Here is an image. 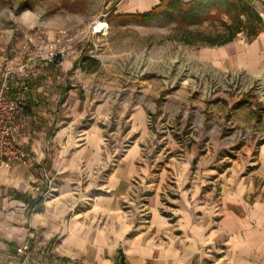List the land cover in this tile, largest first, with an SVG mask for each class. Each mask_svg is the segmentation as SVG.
<instances>
[{
	"label": "crops",
	"instance_id": "0c3cea01",
	"mask_svg": "<svg viewBox=\"0 0 264 264\" xmlns=\"http://www.w3.org/2000/svg\"><path fill=\"white\" fill-rule=\"evenodd\" d=\"M67 49L26 65L27 89L19 68L9 80V95H23L21 143L34 157L0 164V264H264V139L218 160L195 147L180 152L167 131L157 144L148 118L166 116L169 103L145 95L165 90L167 80L132 78L125 99L109 102L91 94V83L73 80V72L84 74ZM165 56L161 76L172 69ZM181 57L190 62L172 79L180 95L197 77L210 85L211 72L258 77L264 32ZM138 83L141 99L133 92Z\"/></svg>",
	"mask_w": 264,
	"mask_h": 264
},
{
	"label": "rangeland",
	"instance_id": "374dc122",
	"mask_svg": "<svg viewBox=\"0 0 264 264\" xmlns=\"http://www.w3.org/2000/svg\"><path fill=\"white\" fill-rule=\"evenodd\" d=\"M151 2L158 0H0V84L7 72L9 81L18 68H34L33 62L47 61L51 52H57L59 58L68 47L67 53L77 56L84 74L75 76L73 72V80L91 83L87 87L91 94L109 102L118 95L125 99L124 88L132 78L167 80L165 90L145 95L158 106L169 103L166 116L159 119L158 113H152L148 118L157 144L167 131L174 135L180 152L195 147L199 155L207 151L208 159L218 160L225 154L237 158L233 150L240 147L256 149L264 139V74L252 77L243 70H229L215 76L211 72L206 78L210 85H205V77H197V86L180 95L179 83L172 79L179 66L190 62L181 56L203 45L182 42L173 23L139 21L126 15L142 12L141 6ZM254 3L264 18V0ZM101 25L104 30L98 32ZM192 29L212 31L209 23ZM239 38L253 41L246 34L236 40ZM165 54L172 60V69L161 76L159 67L164 63L168 67ZM133 92L141 99L145 91L138 83ZM128 129L123 125L120 134ZM109 139L110 146L116 143L113 137ZM119 140L118 147L123 149L131 138Z\"/></svg>",
	"mask_w": 264,
	"mask_h": 264
},
{
	"label": "trees",
	"instance_id": "16d2710c",
	"mask_svg": "<svg viewBox=\"0 0 264 264\" xmlns=\"http://www.w3.org/2000/svg\"><path fill=\"white\" fill-rule=\"evenodd\" d=\"M256 0H161L144 13L126 14L139 21H166L176 25L181 41L190 45L222 46L240 34L254 40L264 28ZM209 23V33L192 29Z\"/></svg>",
	"mask_w": 264,
	"mask_h": 264
},
{
	"label": "built area",
	"instance_id": "2783aa9c",
	"mask_svg": "<svg viewBox=\"0 0 264 264\" xmlns=\"http://www.w3.org/2000/svg\"><path fill=\"white\" fill-rule=\"evenodd\" d=\"M57 56V52H51L49 57L54 59ZM19 70L24 78L21 84L27 89L29 74L26 72L25 66L20 67ZM9 74L10 71L6 73V79L0 84V164L4 162L28 163L34 156L21 143L22 129L19 114L23 95H9L10 84L7 80ZM27 248V246L19 248V252L23 253Z\"/></svg>",
	"mask_w": 264,
	"mask_h": 264
},
{
	"label": "bare ground",
	"instance_id": "6f19581e",
	"mask_svg": "<svg viewBox=\"0 0 264 264\" xmlns=\"http://www.w3.org/2000/svg\"><path fill=\"white\" fill-rule=\"evenodd\" d=\"M103 30H104V27H103L102 25L99 26L98 29H97L98 32H101V31H103Z\"/></svg>",
	"mask_w": 264,
	"mask_h": 264
}]
</instances>
